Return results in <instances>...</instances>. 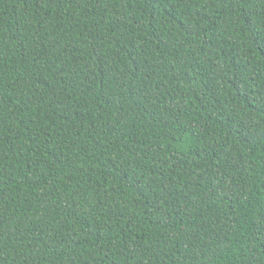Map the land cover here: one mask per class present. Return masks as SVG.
Here are the masks:
<instances>
[{"label":"trees","instance_id":"trees-1","mask_svg":"<svg viewBox=\"0 0 264 264\" xmlns=\"http://www.w3.org/2000/svg\"><path fill=\"white\" fill-rule=\"evenodd\" d=\"M0 264H264V0H0Z\"/></svg>","mask_w":264,"mask_h":264}]
</instances>
